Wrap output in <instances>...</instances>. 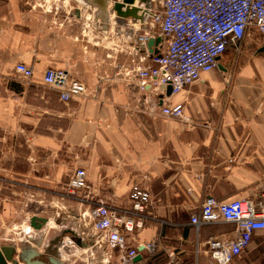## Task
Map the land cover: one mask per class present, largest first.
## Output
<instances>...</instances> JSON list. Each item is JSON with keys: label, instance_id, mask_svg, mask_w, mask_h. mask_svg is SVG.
<instances>
[{"label": "crops", "instance_id": "1", "mask_svg": "<svg viewBox=\"0 0 264 264\" xmlns=\"http://www.w3.org/2000/svg\"><path fill=\"white\" fill-rule=\"evenodd\" d=\"M36 3L0 0L2 170L14 180H23L25 172L5 161L14 155L5 150L6 140H19L22 135L29 141L34 163L29 174L32 186L56 181L55 160L53 171L38 174V164L50 162L52 156H68L72 168L86 171L92 192L81 196L89 197L90 205L102 201L127 208L129 190L139 183L149 191L150 205L143 229L130 237V247L137 246L139 254L147 257L141 245L155 243V254L148 256L155 264L170 260L216 264L202 254L204 245L210 238L229 236L234 226L209 225L196 235L189 218L207 197L217 202L254 201L264 190V51H260L264 38L250 30L237 48L226 50L215 70L167 97L165 92L139 91L128 73L134 66L151 64L162 44L159 36L154 38L158 42L137 55L114 51L108 38L100 35L101 24L89 15L95 10L88 7L85 15L80 4L70 0L50 3L46 11ZM86 24L90 25L87 37L82 34ZM20 63L32 69L30 83L16 75ZM48 68L64 70L85 84L87 98L62 104L57 91L41 85ZM163 103H182L186 121L162 117ZM67 204L74 212L90 209L88 204L80 210L75 202ZM48 251L41 260L45 264L52 257ZM95 259L98 264L107 262L103 255ZM117 260L115 255L113 261ZM230 264H264V231L254 233Z\"/></svg>", "mask_w": 264, "mask_h": 264}, {"label": "built area", "instance_id": "2", "mask_svg": "<svg viewBox=\"0 0 264 264\" xmlns=\"http://www.w3.org/2000/svg\"><path fill=\"white\" fill-rule=\"evenodd\" d=\"M35 1L36 7L46 11L50 9L46 5L59 0ZM148 3V7L145 3L139 6L137 2L135 4L140 8L138 16L141 19L131 26L134 32L131 40L100 33L102 37L108 38L107 43L114 51L134 55L148 41L154 40L155 36L160 37L162 44L157 54L151 57V64L147 67L134 66L128 72L133 74L137 88L143 93L164 95L166 88L170 87L171 95L180 94L186 87L198 82L203 75L215 70L226 50L230 47L237 48L250 30L255 29L264 38V0H148ZM127 25L130 26V22ZM89 28L88 24L82 27L85 37L88 36ZM15 73L25 83H30L33 78L32 69L22 63L15 66ZM41 85L57 91L62 104L76 99L84 100L88 96L86 85L61 69H46L41 77ZM159 111L164 118L186 121L182 103H163ZM147 179V176L143 177V180ZM6 182L1 179L2 185L5 186ZM65 187L67 199L75 202L79 210L84 204H88L89 197L81 196L82 193L92 192L84 169H74ZM128 197L130 206L127 208H116L97 201L95 204H88V210L74 212L70 209L69 215L74 217V213H78L84 229V232L72 230L77 237L75 248L80 251L94 250L97 256L104 254L107 264H155L148 258L155 254V243L141 245L148 253L147 257L139 254L137 246L129 245L130 237L132 239L141 232L148 218L149 191L141 184L134 183ZM31 217L34 216L25 217L19 227L13 222L9 224L0 220V248L3 247L2 242L8 243L7 246L13 247L16 252L29 247L44 253L49 246L41 243L40 246L37 245L27 233L28 228L34 233L39 232L30 226ZM220 223L233 225L234 231L225 238L208 239L202 254L216 264H230L248 247L254 233L264 231V190L254 201L217 202L214 198L207 197L200 209L189 218V225L196 235L202 227ZM25 226L27 227L24 229ZM66 242L67 240L63 241L61 247ZM51 249L56 251L60 260L68 258V254L65 257L60 254L58 246H52ZM115 255L118 256L117 261H113ZM138 257L140 259L136 260ZM80 262L83 263V260ZM166 264L178 263L170 260Z\"/></svg>", "mask_w": 264, "mask_h": 264}, {"label": "rangeland", "instance_id": "3", "mask_svg": "<svg viewBox=\"0 0 264 264\" xmlns=\"http://www.w3.org/2000/svg\"><path fill=\"white\" fill-rule=\"evenodd\" d=\"M24 137L21 135L19 140H6L5 142V150L7 152L12 151L15 155H10L9 160L6 158V163H15L18 166L19 171H22L23 173L25 172V176L20 182V180H14L12 175H9L1 168L2 156L0 135V220L9 224H12L13 222L17 227H19L21 224H23L22 222L24 221V218L31 216L32 214H39L44 218L50 216V219L52 220L51 226H49L50 228H43L40 230L39 236L40 239L47 236L43 243L49 246V254L52 255V257H55L56 251L51 249L52 246H61L63 244L62 242L67 240V238L77 245V237L74 236L72 230L77 232L83 230L84 232V229H82L83 227L81 226L83 222L80 221L78 213H74V217L69 215L71 210L67 203L73 201H69L66 197L65 185L68 181V177L71 174L70 170H74L75 168H72V166L69 164L70 159L68 156L49 157L50 162L46 160L43 161V163L38 164V174L44 175L45 172L49 171L50 169L53 171L55 168L53 160H55L57 165L56 170L58 173L56 181H54L52 185L48 186H32L31 183L33 182L29 180V174L31 165L34 163L29 158V141L25 140ZM42 154H40V158H46L45 155ZM1 179H5L7 181L6 186L2 188ZM56 214H58V216ZM3 232H1V234ZM41 234H43V236ZM1 244L2 246L8 245V243L2 242ZM63 252L65 255L68 254V258L66 257L63 260L61 259L64 261V264L68 263L66 260H69L73 264H92L93 262V264H98L94 257L98 258L101 255L99 254V256H97L96 252L90 249L80 251L76 248H73L64 249L61 251V253ZM81 260H83V263L80 262Z\"/></svg>", "mask_w": 264, "mask_h": 264}, {"label": "water", "instance_id": "4", "mask_svg": "<svg viewBox=\"0 0 264 264\" xmlns=\"http://www.w3.org/2000/svg\"><path fill=\"white\" fill-rule=\"evenodd\" d=\"M69 1V0H68ZM74 3L80 4L85 15L89 14L86 8L90 7L95 10L90 13V17L93 21H98L101 27L100 32L104 35H108L111 24H114L112 27L113 38L119 39L120 36L131 40L132 32L131 26L136 24L141 17L138 16L140 8L135 4L137 2L138 6L142 3H145V6L148 7V0H70ZM80 15V11L76 13ZM130 19V26L127 25L126 20ZM98 25L95 23L94 28H98ZM124 30V31H122ZM159 40H150L147 43V47L151 48L155 42ZM264 51V47L260 50ZM165 95L169 97L171 95V88L167 87L165 90ZM161 104V103H160ZM47 220L41 217H31L30 226L39 231L44 226H46ZM15 249L11 246H4L0 248V264H45L43 261L45 258L44 254H40L35 249L25 247L20 250V253L17 255L18 261L15 260ZM138 257L136 260H139ZM50 264H61L58 256L51 257L49 259Z\"/></svg>", "mask_w": 264, "mask_h": 264}, {"label": "bare ground", "instance_id": "5", "mask_svg": "<svg viewBox=\"0 0 264 264\" xmlns=\"http://www.w3.org/2000/svg\"><path fill=\"white\" fill-rule=\"evenodd\" d=\"M51 223H52V220H48V222H47V225L44 227V228H50L49 226H51ZM27 226H25L24 227V229L26 228ZM48 232V231H47ZM27 233H29L30 234V240H32V241H35L36 243H39L40 241H43L44 242V240L46 239V237H44V238H42V239H40V231L39 232H33L32 231V229L31 228H28V230H27ZM42 236H43V234H41ZM75 247H77L74 243H73V241H71L69 238H67V242H66V244L64 245V246H62V247H60L61 248V251H63L64 250V248L65 249H73V248H75ZM61 251H60V254L63 256V257H65L66 255H65V253L63 252V253H61ZM103 256H105L104 254H102ZM106 257V256H105ZM94 259H95V257H94ZM95 261L97 262V259H95ZM94 263V262H93ZM92 263V264H93ZM105 264H107V262L105 263Z\"/></svg>", "mask_w": 264, "mask_h": 264}]
</instances>
